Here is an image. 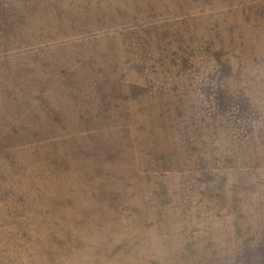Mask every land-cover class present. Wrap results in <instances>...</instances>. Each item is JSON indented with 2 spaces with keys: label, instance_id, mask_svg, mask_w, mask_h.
Here are the masks:
<instances>
[{
  "label": "rangeland",
  "instance_id": "374dc122",
  "mask_svg": "<svg viewBox=\"0 0 264 264\" xmlns=\"http://www.w3.org/2000/svg\"><path fill=\"white\" fill-rule=\"evenodd\" d=\"M0 264H264V0H0Z\"/></svg>",
  "mask_w": 264,
  "mask_h": 264
}]
</instances>
